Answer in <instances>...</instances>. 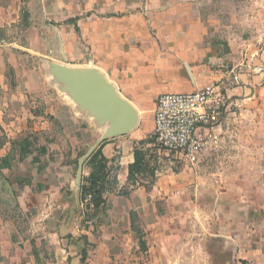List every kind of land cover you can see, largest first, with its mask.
Wrapping results in <instances>:
<instances>
[{
	"label": "crops",
	"instance_id": "1",
	"mask_svg": "<svg viewBox=\"0 0 264 264\" xmlns=\"http://www.w3.org/2000/svg\"><path fill=\"white\" fill-rule=\"evenodd\" d=\"M202 6V0H0V264H223L228 253L232 264L237 254L264 264V241H249L245 230L256 224L248 198L235 201L234 188L211 186L240 182L245 173L246 181L261 180L252 177L263 172L255 156L230 157L238 112H226L208 132L215 137L210 147L193 163L184 161L179 175L151 164L150 143L139 145L153 132L161 95L218 87L228 109L264 102V48L211 42ZM45 61L98 68L136 107L140 124L149 121L147 130L100 145L111 169L105 210L96 216L74 196L72 182L78 156L99 133L49 86ZM243 143L262 147L250 138ZM136 154L145 168L131 182ZM215 162L222 172L200 168ZM236 166L242 176L235 177ZM90 172L85 164L83 178ZM190 193L202 200L196 214L222 215L223 231L218 222L201 223L203 233L193 238L182 217H158L157 201L166 213L186 214ZM235 229L244 233L235 237Z\"/></svg>",
	"mask_w": 264,
	"mask_h": 264
},
{
	"label": "rangeland",
	"instance_id": "2",
	"mask_svg": "<svg viewBox=\"0 0 264 264\" xmlns=\"http://www.w3.org/2000/svg\"><path fill=\"white\" fill-rule=\"evenodd\" d=\"M203 3V18L204 24L207 26V29L210 31L209 39L211 42L219 41L221 44L225 45L226 48L230 44H235L236 46H248L247 49H256L264 48V0H202ZM240 55V52L237 51ZM252 110L257 111L252 115L240 114V111ZM229 112L236 111L238 115L233 121V126L235 127L234 139L236 141V147L234 150L230 151V157L239 160V158H244L248 156H255L259 160L257 165L258 169H262V174L259 172H253L252 177L256 174V177H261V180L257 181H246L244 180L247 177V173L244 174L242 180L236 181L234 183H215L212 182V188L214 186H228L234 188V196L235 201H241V198H245L247 201H250V220L255 224V228L251 231L246 230L248 236V240L251 242H260L264 241V102L256 103V105L239 103L237 106H232L228 109ZM149 121L147 119L141 120V124L139 125L138 132L142 130H147ZM146 138L139 142V145L142 143H150L151 148H149V156L152 165H156L157 168L165 172L169 171L171 168L174 174L179 175L183 170L185 163L180 155L170 153L161 149L155 137L152 136V133H148ZM248 138L251 139L252 142H260L262 147L260 149H243L242 144ZM161 151V152H159ZM84 150L80 153L83 155ZM162 153V154H159ZM166 153L167 156L163 155ZM222 156H227V153ZM229 156V155H228ZM260 157V158H259ZM159 158H162L166 161V165L159 166L157 163ZM79 159V158H78ZM153 166V167H154ZM151 167V169H153ZM194 167V166H193ZM204 169L206 173L215 174L218 171L222 172V167L218 165V162H215L213 165H205ZM240 167L236 166L233 168L235 177L239 175ZM77 166L75 167L76 174ZM233 172V171H232ZM241 179V178H240ZM151 180V178H150ZM149 182V181H148ZM207 187V186H205ZM211 188V189H212ZM201 197V195H199ZM210 197V196H209ZM201 198L195 197V193L189 195L188 198V207L189 210L184 215H171L168 212L166 213L163 210L164 202L157 201V207L161 209V213H159V218L161 220H166L171 217V220L178 221L181 219L187 223L188 227L191 229V236L193 238L199 237L202 234V230L200 227L201 223H205L206 225L218 222L220 225L219 232L223 231V221L222 215L210 214L211 211L203 214H196L197 209V201L200 206L202 203ZM209 199V200H208ZM237 199V200H236ZM205 204H207L208 208L212 207V200L210 198H204ZM211 210V209H210ZM241 215H248L241 214ZM227 219V218H226ZM226 222V221H225ZM218 232V233H219ZM232 232V231H231ZM239 233H244L241 229H235L232 233L233 235L238 236ZM242 234L240 239L242 240ZM233 255L228 253L224 257L223 264H232L233 263ZM236 264H252L249 260H239L238 254L236 255Z\"/></svg>",
	"mask_w": 264,
	"mask_h": 264
},
{
	"label": "water",
	"instance_id": "3",
	"mask_svg": "<svg viewBox=\"0 0 264 264\" xmlns=\"http://www.w3.org/2000/svg\"><path fill=\"white\" fill-rule=\"evenodd\" d=\"M44 69L49 86L72 105L77 117L88 120L99 133V138L89 144L78 159L76 176L72 182V192L78 198L86 162L104 142L137 130L140 115L136 107L121 96L116 85L98 68L71 67L45 61Z\"/></svg>",
	"mask_w": 264,
	"mask_h": 264
},
{
	"label": "built area",
	"instance_id": "4",
	"mask_svg": "<svg viewBox=\"0 0 264 264\" xmlns=\"http://www.w3.org/2000/svg\"><path fill=\"white\" fill-rule=\"evenodd\" d=\"M228 100L218 87L161 95L154 111L152 136L161 149L180 155L191 164L215 139L208 132L221 124L228 111ZM90 201L89 196L86 203L92 208Z\"/></svg>",
	"mask_w": 264,
	"mask_h": 264
},
{
	"label": "trees",
	"instance_id": "5",
	"mask_svg": "<svg viewBox=\"0 0 264 264\" xmlns=\"http://www.w3.org/2000/svg\"><path fill=\"white\" fill-rule=\"evenodd\" d=\"M81 156L82 154H80L78 158H80ZM78 158L76 160V166L78 165ZM86 165L90 168L91 172L89 176L84 177L82 180L80 197L81 201L84 204H87V198L89 196L91 197L90 202L92 205L93 216H96L100 212L105 210V181L107 179V175L109 174L111 167L109 165V162L106 161V159L103 157L100 147L86 162ZM144 168V156L136 154V162L130 167L129 179L131 180V182L136 181L137 175L141 174L144 171ZM131 219L133 221V227L136 230L135 223L139 221L137 214L134 212L131 213ZM136 232L140 235V238H144V236L141 235L142 232L139 229H137Z\"/></svg>",
	"mask_w": 264,
	"mask_h": 264
}]
</instances>
